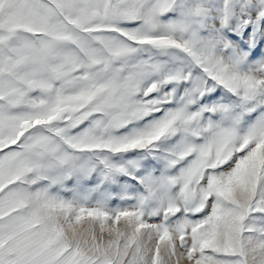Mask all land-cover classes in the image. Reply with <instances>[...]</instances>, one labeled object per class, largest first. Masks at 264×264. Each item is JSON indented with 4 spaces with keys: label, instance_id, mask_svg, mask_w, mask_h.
<instances>
[{
    "label": "snow or ice",
    "instance_id": "obj_1",
    "mask_svg": "<svg viewBox=\"0 0 264 264\" xmlns=\"http://www.w3.org/2000/svg\"><path fill=\"white\" fill-rule=\"evenodd\" d=\"M0 264H264V0H0Z\"/></svg>",
    "mask_w": 264,
    "mask_h": 264
}]
</instances>
